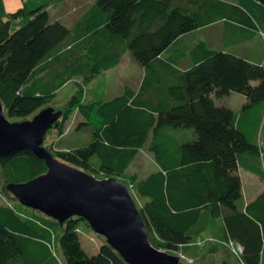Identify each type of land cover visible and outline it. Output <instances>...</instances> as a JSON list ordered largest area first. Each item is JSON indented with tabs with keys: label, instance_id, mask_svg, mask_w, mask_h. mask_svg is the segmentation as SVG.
<instances>
[{
	"label": "trees",
	"instance_id": "trees-1",
	"mask_svg": "<svg viewBox=\"0 0 264 264\" xmlns=\"http://www.w3.org/2000/svg\"><path fill=\"white\" fill-rule=\"evenodd\" d=\"M227 33L235 44L264 42V7L254 0H94L70 27L51 21L42 7L19 9L0 17L3 115L28 120L71 83L73 93L45 133L53 130V139L46 143L44 135L42 142L55 160L95 179L113 178L142 198L135 208L153 248L207 264L205 255L184 254L198 245L187 231L205 212L220 221L206 254L225 250L209 264H228L227 254L259 264L264 191L244 203L238 171L264 178L255 142L264 63L210 46ZM126 55L142 70L135 87L85 101L86 86ZM232 93L243 100L237 112L221 105ZM72 115L78 117L72 130L89 134L78 146L60 143ZM145 143L156 170L138 179L126 170ZM44 172L26 150L0 158V264H125L104 240L94 255L83 251L79 223L88 226L81 219L58 225L5 190Z\"/></svg>",
	"mask_w": 264,
	"mask_h": 264
},
{
	"label": "water",
	"instance_id": "water-1",
	"mask_svg": "<svg viewBox=\"0 0 264 264\" xmlns=\"http://www.w3.org/2000/svg\"><path fill=\"white\" fill-rule=\"evenodd\" d=\"M264 7V0H254ZM59 111L44 108L29 120L9 122L0 105V158L29 151L41 160L45 172L27 182L7 184L5 190L25 208L61 225L75 217L125 264H182L178 256L153 248L127 188L113 178L95 179L55 160L42 147L45 133L55 126Z\"/></svg>",
	"mask_w": 264,
	"mask_h": 264
},
{
	"label": "rangeland",
	"instance_id": "rangeland-1",
	"mask_svg": "<svg viewBox=\"0 0 264 264\" xmlns=\"http://www.w3.org/2000/svg\"><path fill=\"white\" fill-rule=\"evenodd\" d=\"M25 7L27 9H35L40 6L49 5L51 0H25ZM56 1V0H53ZM80 0H65V4L63 7L66 11H76V15L79 12L76 9V5ZM93 0H87L90 3ZM52 3V2H51ZM72 12V14H73ZM61 16L64 20H61V17L56 15V19L60 18V24L69 27V17H67V13L65 12ZM66 16V18L64 17ZM74 22V21H73ZM214 28H219V26H214ZM216 38V36H215ZM214 38V39H215ZM234 37L227 33L224 36L218 34L215 42H212L210 46L213 48L221 47L219 50L226 49L231 53H235L236 55L243 57V59L251 62V63H264V42L259 38L255 37L253 41L243 42L240 44L231 43ZM202 39V38H199ZM204 39V38H203ZM205 40V39H204ZM206 41V40H205ZM263 42V43H262ZM142 70L129 56H123V59L120 61V65L112 70H109L105 73V75H101L96 78L93 82L88 84L85 88L84 98L85 101L93 102L96 99L107 100L113 97L114 95L120 93L121 87L128 86L131 88L135 87L136 80L141 77ZM123 85V86H122ZM73 87L71 83H66L63 85L55 94L54 99L50 104V108L53 110L59 108L63 105L66 99L73 93ZM99 97V98H98ZM101 97V98H100ZM221 105L228 107L233 112H237L242 103V97L237 94H230L229 96L220 100ZM78 117L76 115H72L65 124V134L61 138L60 143L63 145L70 146H78L82 143H85L89 139L88 132L85 131H73L75 123H77ZM30 118H28L29 120ZM53 130H50L45 136L46 143H49L50 140L53 139V134H51ZM83 139V140H82ZM255 142L258 144L260 156L258 161V167L260 171L264 174V113L262 115L261 125L256 133ZM146 144L138 151L133 162L129 165L126 172L135 174L138 179H142L146 177L148 174L154 172L156 170V166L153 162L151 154L146 149ZM240 183H241V196L243 200H249L255 198L258 194L264 191V178L260 179L253 174L244 172L242 170L238 171ZM99 179V176H96ZM131 195L133 204L136 208L139 207L140 203H142L143 199L135 196L132 191L129 193ZM4 203V201L0 198V204ZM80 224V229L83 231L84 235L79 236V243L83 251L88 255H94L96 253L97 247L102 243L103 238L95 235L89 228L85 227L83 223ZM220 225V221L218 219H211L207 213L201 212L198 221L194 226H192L188 231L187 235L191 237V239L197 241V246L194 248H189L187 252L184 254L188 257H192V255L203 256L204 261L209 264L210 262L218 259V256L224 254V251H218V254H206V245L207 242L213 237L216 230ZM87 238H90L93 241H89ZM87 239V240H86ZM261 253V252H260ZM225 260L228 264H240L239 261L232 255L227 254ZM181 263L188 264V260L181 258ZM259 264H264V255L261 258Z\"/></svg>",
	"mask_w": 264,
	"mask_h": 264
},
{
	"label": "crops",
	"instance_id": "crops-1",
	"mask_svg": "<svg viewBox=\"0 0 264 264\" xmlns=\"http://www.w3.org/2000/svg\"><path fill=\"white\" fill-rule=\"evenodd\" d=\"M93 1L88 3L87 0H80L79 3L76 5V9H78V11H79L77 13V15H76V11L73 12L74 10L67 12V11H69V9H68L66 11V9L63 7V5L65 4V0H56V1L51 0L52 3L50 2L49 5L40 6V7H42L43 9H45L47 11V13L49 15V19L53 22L56 21V22L60 23V18H58V20H57L56 15L61 17V16H63L62 14H64L66 12L68 15L67 17H69V20H70L69 24L72 25L76 21V19L78 18L79 14L82 13V11L84 9H86L88 7V5L91 4ZM25 4H26L25 0H0V17H4L5 15L10 14L14 11H17L19 9H22L25 11L31 10V9H27L25 7ZM72 12H73V14H72ZM64 17L66 18V16H64ZM61 20H64V19L61 17ZM216 25L217 24H213L212 27H214ZM207 29L205 30V32H207ZM209 29H211V25L209 26ZM211 30L213 31V29H211ZM253 199L244 200V203H248V202L252 201ZM260 252H261L260 255L262 258V256L264 255V239H263V243L261 245Z\"/></svg>",
	"mask_w": 264,
	"mask_h": 264
},
{
	"label": "built area",
	"instance_id": "built-area-1",
	"mask_svg": "<svg viewBox=\"0 0 264 264\" xmlns=\"http://www.w3.org/2000/svg\"><path fill=\"white\" fill-rule=\"evenodd\" d=\"M236 250H237V252H239L240 251V249L238 248V247H236ZM235 252V251H234ZM236 253V252H235ZM215 264H217V263H215Z\"/></svg>",
	"mask_w": 264,
	"mask_h": 264
},
{
	"label": "clouds",
	"instance_id": "clouds-1",
	"mask_svg": "<svg viewBox=\"0 0 264 264\" xmlns=\"http://www.w3.org/2000/svg\"><path fill=\"white\" fill-rule=\"evenodd\" d=\"M180 258V257H179ZM180 261H181V259H180Z\"/></svg>",
	"mask_w": 264,
	"mask_h": 264
}]
</instances>
